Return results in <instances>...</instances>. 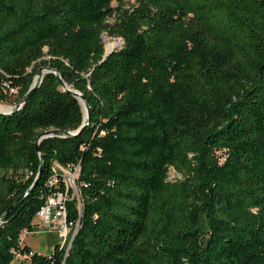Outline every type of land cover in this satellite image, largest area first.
<instances>
[{"label": "trees", "instance_id": "trees-1", "mask_svg": "<svg viewBox=\"0 0 264 264\" xmlns=\"http://www.w3.org/2000/svg\"><path fill=\"white\" fill-rule=\"evenodd\" d=\"M49 66L90 114L47 71L0 115V264H264V0H0V103ZM55 163L79 226L44 254Z\"/></svg>", "mask_w": 264, "mask_h": 264}, {"label": "built area", "instance_id": "built-area-1", "mask_svg": "<svg viewBox=\"0 0 264 264\" xmlns=\"http://www.w3.org/2000/svg\"><path fill=\"white\" fill-rule=\"evenodd\" d=\"M78 170L79 166L63 167L58 163L54 164L53 174L47 181L53 190L48 193L44 205L36 213L41 225L37 224V230L31 231L34 234L41 228H45L48 232H56L57 237L61 239L60 246L65 247L66 250L70 247L72 238L79 226L78 220L72 221L67 217L68 200L79 195L75 191ZM59 185L63 187L59 188ZM29 255L23 256L27 258Z\"/></svg>", "mask_w": 264, "mask_h": 264}, {"label": "rangeland", "instance_id": "rangeland-1", "mask_svg": "<svg viewBox=\"0 0 264 264\" xmlns=\"http://www.w3.org/2000/svg\"><path fill=\"white\" fill-rule=\"evenodd\" d=\"M135 2V0H125V6L129 7ZM115 4V3H114ZM111 22L113 19L110 20ZM103 42L105 51H108L106 46L112 45V49L120 48L123 44V40L120 37H111L108 36L106 33L103 34ZM14 96V95H13ZM14 104H6V103H0L1 109H9ZM169 175L171 178H180L183 179L184 176L178 172H175L173 169L170 170ZM76 194H79L78 185L76 184L75 187ZM34 222L36 224L41 225V221L37 216L34 218ZM22 241L32 247L35 250H38L39 252H42L44 254H50V252L53 250L54 246L60 242V238L57 237L56 232H48L47 229L41 228L38 232L32 233L28 231H24L21 234ZM30 263L29 258H25L23 255L18 256L17 258H14L10 264H28Z\"/></svg>", "mask_w": 264, "mask_h": 264}, {"label": "water", "instance_id": "water-1", "mask_svg": "<svg viewBox=\"0 0 264 264\" xmlns=\"http://www.w3.org/2000/svg\"><path fill=\"white\" fill-rule=\"evenodd\" d=\"M112 50H114V49H111V50L105 51L104 57H106V56H107ZM47 71H53L54 73H56L57 76H58V78H59L60 81L62 82L63 87H64L66 90H68L69 92H72V93L78 95V99H79V101L81 102V104H82V105L84 106V108H85V118H88L90 112H89L88 108L86 107V103L83 101V100H84V96L82 95V93L79 92V91H74V90H72V89L70 88V86H69L67 83H65V82L61 79V77H60V75L57 73V71L54 70L53 68H51L50 66H49V67H41V68H39L38 71H37V74H36V76H35V78H34V81H33L32 85H31V87H30V90H29V91H28V92H27V93H26V94H25V95H24V96H23V97H22V98H21V99L15 104V105H13L12 107H10V110H8V111H3V110L0 109V115H7V114L12 113L13 111L18 110V109L21 107V105L25 102V100L30 96V94L32 93L33 89H34V88H35V87L41 82L44 73L47 72ZM82 127H83V125H81L77 130H74V131H66V130H60V129L51 128V129H49V130L44 131V132L39 136V138H38V142H39L41 139H43V138H45V137H48V136H52V135H54V134H62L63 136H71V135H75L76 133H78V132L81 130ZM38 142H37V145H38Z\"/></svg>", "mask_w": 264, "mask_h": 264}, {"label": "bare ground", "instance_id": "bare-ground-1", "mask_svg": "<svg viewBox=\"0 0 264 264\" xmlns=\"http://www.w3.org/2000/svg\"><path fill=\"white\" fill-rule=\"evenodd\" d=\"M106 48H107V50H111L113 48V46L112 45H107ZM1 110L8 111V110H10V108L9 109H6V110H4V109H1Z\"/></svg>", "mask_w": 264, "mask_h": 264}, {"label": "crops", "instance_id": "crops-1", "mask_svg": "<svg viewBox=\"0 0 264 264\" xmlns=\"http://www.w3.org/2000/svg\"><path fill=\"white\" fill-rule=\"evenodd\" d=\"M23 232H24V231H23ZM31 248H32V247H31ZM32 249H33V248H32ZM34 250H35V249H34ZM37 251H38V250H37ZM18 256H20V255H18ZM18 256H17V257H18ZM17 257H16V258H17Z\"/></svg>", "mask_w": 264, "mask_h": 264}]
</instances>
